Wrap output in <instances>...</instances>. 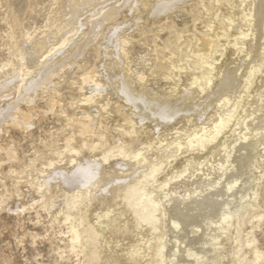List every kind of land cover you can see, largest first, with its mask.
Instances as JSON below:
<instances>
[{
	"label": "bare ground",
	"instance_id": "bare-ground-1",
	"mask_svg": "<svg viewBox=\"0 0 264 264\" xmlns=\"http://www.w3.org/2000/svg\"><path fill=\"white\" fill-rule=\"evenodd\" d=\"M49 4L0 0V214L43 210L56 264H264V0ZM56 107L22 162L9 129Z\"/></svg>",
	"mask_w": 264,
	"mask_h": 264
},
{
	"label": "rangeland",
	"instance_id": "rangeland-1",
	"mask_svg": "<svg viewBox=\"0 0 264 264\" xmlns=\"http://www.w3.org/2000/svg\"><path fill=\"white\" fill-rule=\"evenodd\" d=\"M49 3H51V0H28V7L25 10L22 20L25 28L33 29L32 27H40L41 25L43 26L45 24L48 11H50ZM3 9L4 7L0 8V61L4 60L8 56V51L4 41L6 26L5 23L3 22V17H4ZM184 18L185 17L176 18V24H177L176 26L180 27L179 25L180 21ZM143 25L139 24L137 28L139 27L146 28L145 27L146 25L144 26ZM150 28H154V27H150ZM146 30H149V28H146ZM151 33L152 31H147L146 36H150ZM154 81L155 80H153V82ZM158 83L159 85L163 84L161 81H159ZM37 87L38 86L35 87L36 90L35 94L36 93L40 94L41 90L39 89L40 90L39 91L38 89H36ZM16 97L19 98L18 95H16ZM32 97H34V95H32ZM19 99L15 98L14 100L11 101L16 102V100ZM10 105L8 106L9 108H11ZM19 105L20 107L22 106L21 108H23L25 105H26L25 107H27V104L26 103L24 104L23 101H21ZM6 107L7 105L5 106V108ZM25 107L23 109H26ZM59 110L60 108L56 107L55 112H50L47 113L46 115L42 114L41 112H38L37 115L39 116H37V119L39 118V120L38 122H35L36 124L34 123L35 125L33 124L32 127H30V136L28 137H24L23 131L19 127L9 129L11 140L15 141L16 143L15 145L18 151V156L20 157V159L22 158L21 160L22 162L25 161L27 162L28 158L34 155L33 150L36 148L37 144H39L42 140L45 139L46 133H51L56 129H59L60 126L64 124L62 117L58 113H56ZM8 163H6V165L5 164L3 165L2 171L4 172L7 171L8 165H11V167L14 166L13 168H17L18 166V162H13V164L12 163L8 164ZM5 179L7 184L6 186H8L7 188L9 190L12 189L13 179L12 178L10 179L9 176ZM4 211L2 212V214H0V256L1 254H5L6 256L10 257V259H12L11 261L13 264H56L55 260H59V259L56 252L52 250V247L56 243V240L52 238L53 230L50 229L49 233H45L44 231L45 227L49 224V222L47 221L48 220L47 214L43 210H40V215H41L40 222L36 223V214L33 208H29L28 210H25V212L26 211L29 212L26 213L23 212L22 214H20V217L12 213L11 215L10 212L8 213L7 210ZM1 222H4L6 225L13 226L17 229L14 235L11 237V239L6 237L4 238L3 233H5L7 230L2 228ZM247 226L248 224H245L244 229ZM58 228L59 226L56 223H54L53 229L57 230ZM62 229H65V226L62 225ZM23 231H29V232L36 231L39 233L40 238L37 239L35 244H31V237L29 234H26L23 237V241L21 243L22 245L20 243L17 244L18 241L17 238L18 239L20 238ZM1 232L3 233L1 234ZM243 234H245V231L243 232ZM256 237L258 239V245L261 247V249L264 250V223L261 225L260 228L257 229ZM10 240L12 241V243H10ZM51 240H52V244H50ZM72 259L65 261L62 260V261L64 262V264H69Z\"/></svg>",
	"mask_w": 264,
	"mask_h": 264
},
{
	"label": "snow or ice",
	"instance_id": "snow-or-ice-1",
	"mask_svg": "<svg viewBox=\"0 0 264 264\" xmlns=\"http://www.w3.org/2000/svg\"><path fill=\"white\" fill-rule=\"evenodd\" d=\"M208 84H209V85L211 84V80L208 81Z\"/></svg>",
	"mask_w": 264,
	"mask_h": 264
}]
</instances>
